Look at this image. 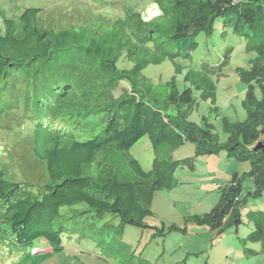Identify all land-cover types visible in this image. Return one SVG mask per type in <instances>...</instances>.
Here are the masks:
<instances>
[{
    "label": "trees",
    "instance_id": "1",
    "mask_svg": "<svg viewBox=\"0 0 264 264\" xmlns=\"http://www.w3.org/2000/svg\"><path fill=\"white\" fill-rule=\"evenodd\" d=\"M152 1L158 13L146 16L122 4L111 21L66 18L71 25L61 29L64 20L51 22L40 7L7 15L0 0V131L12 140L0 152V264H38L64 250L65 233L79 230L105 251L115 234L118 249L111 253L120 261L130 264L138 253L140 263L152 264L129 248L126 225L144 230L149 241L185 233L189 224L208 226L218 236L237 237L242 245L230 241L226 249L246 264L264 254V0ZM218 19L244 35V48L253 53L236 68L245 117L222 114L223 138L210 114L198 122L188 114L198 98L220 114L216 80L229 57L214 65L177 60L190 59L197 35L210 34ZM167 59L174 74L158 87L143 70ZM145 135L153 151L149 168L129 152ZM186 143L191 154L175 157ZM221 151L249 167L216 186L208 210L183 215V225L147 222L158 216L155 193L177 185V167L194 168L198 157ZM245 222L251 229L237 235Z\"/></svg>",
    "mask_w": 264,
    "mask_h": 264
},
{
    "label": "rangeland",
    "instance_id": "2",
    "mask_svg": "<svg viewBox=\"0 0 264 264\" xmlns=\"http://www.w3.org/2000/svg\"><path fill=\"white\" fill-rule=\"evenodd\" d=\"M2 4L7 15H17L28 6L40 7L44 10V16L51 22L58 25L64 20V24H60V27H63L61 29L71 25L66 23V18L74 24L88 25L96 19L103 22H107V19L111 21L120 12L122 4L133 5L146 16L158 13L157 5L152 0H2ZM2 26L0 18V27ZM196 39L197 49L192 52L190 59L177 57L181 64L192 65L195 62H203L214 65L227 56L229 61L224 65L223 75L216 80L215 104L218 105L220 114L209 111L212 103L198 98L188 117L198 122L202 115L210 114L209 120L213 122L215 130L223 138L224 133L220 122L222 114L233 119L245 117L246 112L241 104L245 86L240 81L236 68L239 65H247L248 58L253 53L245 50L244 35L233 32L230 26L224 27L219 19L216 20L210 34L200 32ZM143 72L153 77L154 83L160 87L174 74V65L167 59L160 63H150ZM176 75L182 76L181 73ZM23 129L22 131L27 132L28 128L23 127ZM11 143L12 140L7 133L0 131V152L11 147ZM21 151L23 156L26 155V149L22 148ZM191 151V144L186 143L173 153L175 157H186L191 154ZM129 152L140 160L144 168L151 166L153 151L148 136H142L130 147ZM27 162L34 172L40 171L39 163L34 162L33 165L31 161ZM248 167L247 161L228 157L224 151L202 158L198 157L194 161V168H189L187 165L177 167L175 170L177 185L170 190L163 189L155 193L151 206L158 216L148 217L147 222L159 225L161 218H165L166 224L173 222L176 225H182L183 215L202 213L216 202L218 198L216 186L223 183L234 169L242 171ZM116 220L118 221V218L113 216L114 223ZM250 224L248 222L241 224L237 235L244 236L249 228L251 229ZM188 231L184 233L172 230L164 236L158 235L156 239L149 241L144 230L126 225L124 237L131 242L129 248L135 247L138 252L141 251L140 255L152 264H246V260L232 255L233 249H226L230 241L236 246L242 245L237 237L231 236L229 240L228 232L218 236L205 226L193 224L189 225ZM86 238L88 237L83 230L74 232L70 237L65 233L64 250L50 254L38 264H127L126 261H120V255L111 253L118 249L115 234H110L111 245L107 251L96 248ZM201 248L204 250L195 255V252ZM187 252H189L188 255ZM137 255L133 257L130 264H142L137 260ZM247 264H264V254L256 255L252 262L248 261Z\"/></svg>",
    "mask_w": 264,
    "mask_h": 264
},
{
    "label": "clouds",
    "instance_id": "3",
    "mask_svg": "<svg viewBox=\"0 0 264 264\" xmlns=\"http://www.w3.org/2000/svg\"><path fill=\"white\" fill-rule=\"evenodd\" d=\"M182 225H183V218H182ZM189 225H192V224H189ZM189 225L187 226V231L185 233H188L189 232L188 231ZM205 227L210 231V229L208 228V226H205ZM210 232H212V231H210ZM47 250H49V249H47Z\"/></svg>",
    "mask_w": 264,
    "mask_h": 264
}]
</instances>
